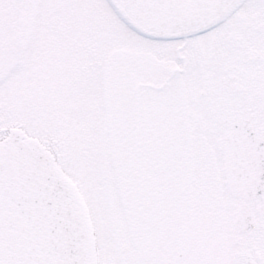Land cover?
<instances>
[{"label":"snow or ice","instance_id":"1","mask_svg":"<svg viewBox=\"0 0 264 264\" xmlns=\"http://www.w3.org/2000/svg\"><path fill=\"white\" fill-rule=\"evenodd\" d=\"M0 264H264V0H0Z\"/></svg>","mask_w":264,"mask_h":264}]
</instances>
